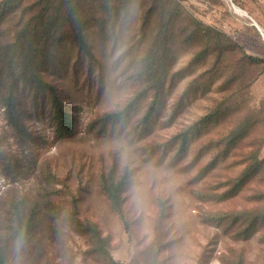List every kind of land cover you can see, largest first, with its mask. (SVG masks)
<instances>
[{"label":"rangeland","instance_id":"374dc122","mask_svg":"<svg viewBox=\"0 0 264 264\" xmlns=\"http://www.w3.org/2000/svg\"><path fill=\"white\" fill-rule=\"evenodd\" d=\"M0 23L10 38L22 9ZM165 78L155 110L146 64L159 28L150 0H134L116 17L86 29L89 56L66 38L50 43L38 63L47 83L15 86L20 131L0 102V253L5 264H262L264 227L216 222L215 214L264 211V168L233 196L223 197L257 156L264 159V0H180ZM232 2L247 14L235 11ZM117 3V2H116ZM32 13V12H31ZM202 19L225 34L226 48L195 58L201 42L184 39L185 22ZM71 32V26L66 28ZM161 54V55H160ZM5 91V89H4ZM74 117L73 133L56 131L53 92ZM140 94L126 116L107 120ZM247 133L229 145L233 130ZM186 134L187 139L182 141ZM131 173L124 218L101 187L103 175ZM76 220L95 224L108 243L102 253Z\"/></svg>","mask_w":264,"mask_h":264},{"label":"trees","instance_id":"16d2710c","mask_svg":"<svg viewBox=\"0 0 264 264\" xmlns=\"http://www.w3.org/2000/svg\"><path fill=\"white\" fill-rule=\"evenodd\" d=\"M24 0H0V23L8 21L14 17L16 11L21 7ZM134 0H34L30 5H26L22 10L30 13L26 19H19L15 22L13 31L7 35L9 40L0 43V102L9 115L10 123L16 129L22 131L23 127L18 119L19 111L17 109V98L15 96V86L19 82H25L33 85L47 84L39 73L40 58L46 55L50 48V43L59 42L66 38L74 41L86 54L92 56L86 38V29L94 24L103 26L104 23L116 17L120 7L126 9ZM236 2V0H233ZM117 2V3H116ZM32 12V13H31ZM155 13L160 15L159 28L154 35L152 49L147 58H152L146 64L145 78L149 85L145 87L142 94L148 88L154 89V99L150 110L146 116H149L155 110L159 98V92L165 78L166 53L160 47L163 45L167 50L168 44L172 41V26L179 20L184 13L183 4L180 0H150V8L144 18V26L148 24L149 18ZM106 20V21H105ZM105 21V22H104ZM190 25V29H185L184 39L189 42H201V49L195 55L197 59H203L211 49H217L219 52L226 48L222 42L224 33L213 29L202 19L191 17L185 22ZM71 26V32H66V28ZM227 46L238 48L246 58L252 62H260L263 58L247 54L244 48L236 43L233 38L228 39ZM161 51V57H155L157 51ZM264 62V61H263ZM147 88V89H146ZM5 89V91H4ZM53 92L54 119L56 121V131L61 136H67L73 133L74 117L71 112L64 108L56 92ZM138 94L123 109L109 113L107 120L120 119L133 108ZM248 124H241L233 130L229 139L230 144H236L248 131ZM187 135L182 136L185 142ZM254 160L252 169L245 171L232 185L229 191L223 197L233 196L241 189L243 184L254 176L257 171L264 168V159L259 160L257 156L251 157ZM130 171L126 169L121 176L115 178L112 173L103 175L101 187L104 190L113 210L121 218H124L122 193L126 187ZM212 219L216 222L230 221L231 224H244L245 226L238 231L241 236H249L264 227V211L255 209L254 211L227 212L215 214ZM79 229L91 234L97 243V247L102 253H108L107 240L102 237L95 224L83 223L76 220ZM260 242L264 245V234L260 236ZM5 256L0 253V264H5ZM264 260V259H263ZM242 257L235 259L232 264H242ZM264 264V262L262 263Z\"/></svg>","mask_w":264,"mask_h":264},{"label":"water","instance_id":"95a60500","mask_svg":"<svg viewBox=\"0 0 264 264\" xmlns=\"http://www.w3.org/2000/svg\"><path fill=\"white\" fill-rule=\"evenodd\" d=\"M232 5H233V7H234V9H235V11H236V5L232 2ZM240 9H242V8H240ZM243 10V9H242ZM245 14H247V12L245 11L244 12ZM252 21H253V25H255L256 27H257V29L260 31V33L262 34V37L264 38V33H263V31H262V29H261V27L259 26V24L255 21V20H253L252 19Z\"/></svg>","mask_w":264,"mask_h":264},{"label":"bare ground","instance_id":"6f19581e","mask_svg":"<svg viewBox=\"0 0 264 264\" xmlns=\"http://www.w3.org/2000/svg\"><path fill=\"white\" fill-rule=\"evenodd\" d=\"M236 11H238V12H242V14H245L244 12V10H242V9H240V7H238V6H236Z\"/></svg>","mask_w":264,"mask_h":264}]
</instances>
